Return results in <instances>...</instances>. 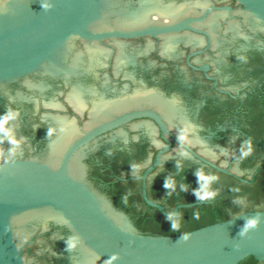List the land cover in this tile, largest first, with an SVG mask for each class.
I'll return each instance as SVG.
<instances>
[{
	"label": "water",
	"instance_id": "water-1",
	"mask_svg": "<svg viewBox=\"0 0 264 264\" xmlns=\"http://www.w3.org/2000/svg\"><path fill=\"white\" fill-rule=\"evenodd\" d=\"M205 1L0 0V113L19 110V119L9 126L23 140L11 161H0V264H105L114 253L119 254L115 264H239L248 256L264 261V198L253 204L263 209H241L225 220L184 231L190 233L189 240L178 241L181 233H145L150 226L103 179L107 157L114 156L122 173H134L129 165L144 164L150 151L133 157L120 151L109 155L119 140L105 145L103 133L136 118L152 119L167 146L159 147L141 174V195L167 216L147 196V179L171 148L167 135L179 142L159 114L145 106L156 107L176 132L191 127L183 118L185 105L193 100L189 93L197 98L203 87L201 77L184 71L183 57L189 49L187 66L202 71L217 88L209 65L192 62L211 48L216 59L212 64L224 86L217 90L230 98H224L219 115H234L230 111L236 107L245 110L241 116L262 115L259 95L264 94V80L256 91L247 83L264 79V0ZM236 37L245 42L226 44ZM224 52L238 53L239 62L219 66ZM241 87L249 90L243 93ZM241 97L243 107L237 106ZM67 105L79 114L77 121L56 113ZM129 107L141 108L103 121ZM207 113L203 110L201 115H211ZM51 127L57 134L49 138ZM193 133L190 141L205 154H214L216 147L208 149ZM249 138L254 142L241 136L239 146ZM3 147L12 145L6 142ZM184 147L200 161L227 172ZM263 161L262 154L255 165ZM182 162V169L188 167ZM163 171L168 172L167 165ZM158 173L151 176V186L164 179ZM257 215L258 226L241 237L246 219ZM77 235L79 246L67 250L66 240Z\"/></svg>",
	"mask_w": 264,
	"mask_h": 264
},
{
	"label": "flooded vegetation",
	"instance_id": "flooded-vegetation-1",
	"mask_svg": "<svg viewBox=\"0 0 264 264\" xmlns=\"http://www.w3.org/2000/svg\"><path fill=\"white\" fill-rule=\"evenodd\" d=\"M208 2L209 1L207 0V5ZM247 37L251 40L259 39L258 37L256 38V36L248 35ZM241 39L242 38H237V40L227 39L228 41L226 40V44L228 43L230 44V46L235 47L236 45L240 44L242 40H244ZM158 43L155 42V46H157ZM205 43L206 41L204 38V42L202 43V45L204 46ZM199 46H201V44ZM210 46L212 47V41ZM190 50L191 49H189L188 51ZM207 53H211L210 47L202 55L194 57L192 62L195 65H209L210 68L208 70V74L210 76L216 77L217 88L213 86L214 81L204 76L202 71L192 70L190 67H188L185 63L184 55V71H186V73H191L192 75L195 74L201 77L202 81L200 82V84L202 85L203 90L199 92L197 98L193 97V95L189 93L190 98H192L193 100L186 103V114L183 115V118L188 120L189 124L191 123L190 129H193L192 132L190 131L189 137L190 135L194 134L193 132H195L203 141L206 142L208 149H212L213 147L216 148L213 149L214 154H205V152L199 145L193 144L191 141L190 145H186L200 156L214 162L221 168L227 169V172H222L218 169H215L211 165L200 161L192 154L189 149L185 147L181 148L177 142H175L169 135H167L172 141L171 148L163 156L160 165L151 172L149 178L147 179V196L157 204L161 205L166 213H168L169 211L173 212L175 208H177V213H181V221L183 226L181 232L191 230L208 223L225 220L238 213L241 209H263L259 208L258 206L255 207L253 204L257 203L258 205L259 201L264 198V161L255 165L256 159L262 154L264 155V94L260 93L259 95L260 103L262 106L261 116H241V113L245 112V110L236 109L237 107L234 111H230L234 112V115H219L218 112L222 110L221 108L225 107V105L223 104H226L225 99H228V97L221 91L217 90L219 88L223 90V82L217 75V70L215 69L214 64H212L216 60H212L213 53H211V55L209 56H205ZM224 53L225 60H223L222 65L219 66H223L226 63L229 64V62L235 65L237 62H239L238 53L235 52L236 57L235 55H226V52ZM247 53L250 54V52L246 51V54ZM202 56L205 59L203 61H198V59L202 58ZM230 58H232L231 61L227 62V60H229ZM167 64L170 65L169 61H167ZM263 80L264 79L261 76L255 81H248L247 85L250 86V89H253L255 91L256 89L260 90L262 89L261 85ZM252 82H256L258 85H260V88H256V85L254 86ZM242 86H244V84H242ZM241 88L244 89L243 93L249 90H246V88L244 87ZM218 94L222 95L223 97L218 96ZM244 96H248L247 92ZM218 98L223 99L218 100ZM244 101L245 97H241L240 103L237 106L241 104V106L239 107H243ZM67 107L70 109L68 110V108L66 109L63 107L62 109H57L56 113L68 117L72 116V118H75V120L77 121V119H79V114L71 109V105H67ZM145 107L150 108L157 114H159V116L167 125L168 129L177 137L178 132L174 131L169 126L167 120L165 119V116H163L156 107L148 105H146ZM136 108L141 107L117 109L118 111L116 110L111 116H106L105 120L103 121H108L114 117L121 115L122 113ZM203 110L206 112L208 111V113H210L211 115H209L208 113L207 114L209 116L201 115ZM189 111L193 112L195 115L187 114ZM228 120H230L231 125H228L227 127L225 126V124L228 123ZM202 129L203 131L202 133H200L199 131H201ZM103 134L106 135L105 142H107V144L105 145H109L108 141L112 142L117 139L119 140V144L115 143L116 141L113 142L116 144L115 150L112 151L113 154L120 151L125 152L129 156L133 157L134 155H137V153L150 150L149 158L144 163V167L140 169L138 173H122L117 168V164L114 161V156L107 157L105 163H102V166L106 171L105 175L103 176L104 181L109 186L113 187L122 199H124L126 202L131 203L135 210V216L140 221L150 226V228L148 229L149 231H145V233L166 235L180 233L172 232L170 227L171 221L167 219V216L164 215L156 207L150 206L144 201L141 195L140 188L141 179L136 178L137 176H141L146 166L152 162L153 157L159 147L164 145L163 143H161L164 140L161 137L160 130L155 121L150 118H136L131 120L130 122L125 123V125L123 126L117 127ZM241 136L252 137L254 140V142H252L254 144V151L247 158L242 160L238 158L240 147L238 144V139H240ZM235 138H237V140ZM124 143H126V146L124 145ZM185 150L189 153L188 156H183L181 154ZM130 160H134V158L128 157V161ZM178 160L184 161L185 164L188 165V167H185V169L182 170L173 169L172 164L176 163V161ZM240 162H242L243 166L241 167L243 168L238 167V164ZM164 165H167L168 172L163 171ZM202 166L206 169L207 172L219 176V179L213 184V188L218 190V195L211 200H198L192 192V189L198 187L197 177L194 173ZM170 167H172V169ZM154 173H158V178L164 175V179L168 175H175L176 180L178 181V185L187 184L189 188L187 191H181L179 186H177L176 190L171 195H169L168 190L163 186L164 179L162 181L159 180V182L155 183L154 186H151L149 184V180ZM160 173L163 175H161ZM122 177L131 178L128 180H121L120 178ZM159 179H162V177ZM235 189H239V191H235ZM238 197H243L244 203L236 202V198ZM248 202L251 204L249 206H245ZM197 212L200 214L199 219H197L195 216ZM239 264H264V261H258L253 257L248 256L244 258Z\"/></svg>",
	"mask_w": 264,
	"mask_h": 264
},
{
	"label": "clouds",
	"instance_id": "clouds-1",
	"mask_svg": "<svg viewBox=\"0 0 264 264\" xmlns=\"http://www.w3.org/2000/svg\"><path fill=\"white\" fill-rule=\"evenodd\" d=\"M44 8L48 7V4L42 5ZM20 116V112L17 109H9L4 113H0V161H11L12 156L15 155L23 143L22 139H18L13 135V130L9 126L13 120H18ZM64 129L61 128L59 131H63ZM191 129L189 126L185 125L181 129L178 130L177 133V140L181 148L184 145H190V138L189 133ZM57 134V129L55 127H51L48 129V136L49 138L53 137ZM9 143L12 145L9 149H5L3 147L4 143ZM166 147V143L163 141L161 142ZM254 151V146L252 141L246 140L243 141L241 146L239 147V159L247 158L252 152ZM108 154H112V150H108ZM183 156H188L189 153L185 150L181 153ZM176 165L178 169H182L183 162L176 161ZM132 172L138 173L140 169L144 167L142 161H133L130 165ZM195 176L197 177L198 187L192 189L193 194L196 196L198 200H211L214 199L218 195V190L213 188V184L219 179V176L213 173H209L206 169L202 166L201 168L195 171ZM136 178H140L137 176ZM164 188L168 190V194L171 195L179 186L181 191H187L189 186L187 184H179L176 180L175 175H168L164 179ZM235 191H239V189H235ZM236 202L244 203L243 197L236 198ZM196 218L199 219L200 214L197 212L195 214ZM167 219L171 221V231L172 232H180V236L178 241H187L190 238V233L181 232L182 229V221H181V213L169 211L167 213ZM260 223V216H253L246 219L244 225L241 228L240 235L241 237L245 236L251 229H254ZM80 244L79 236H72L66 240V247L67 250L73 251L75 250ZM119 259V254L114 253L106 262L105 264H115V261Z\"/></svg>",
	"mask_w": 264,
	"mask_h": 264
}]
</instances>
